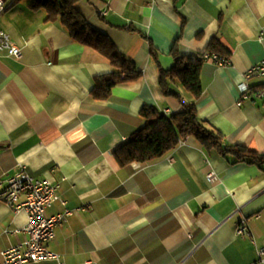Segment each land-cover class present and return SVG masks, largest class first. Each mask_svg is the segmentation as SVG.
I'll use <instances>...</instances> for the list:
<instances>
[{
    "label": "crops",
    "instance_id": "0c3cea01",
    "mask_svg": "<svg viewBox=\"0 0 264 264\" xmlns=\"http://www.w3.org/2000/svg\"><path fill=\"white\" fill-rule=\"evenodd\" d=\"M29 3L14 0L0 14V29L23 49L21 58L0 56V177L23 164L31 175L59 182L74 213L47 243L58 258L28 264L257 261L264 247V167L231 162L193 135L142 164L123 166L114 150L146 124L145 105L173 114L191 99L178 82H171L176 94L161 86L177 44L184 55L229 56V64L202 66L199 117L228 143L264 154V76L245 77L264 57V0H78L87 21L142 71L107 98L93 89L97 76L114 70L111 61ZM214 38L226 53L210 51ZM62 209L57 201L48 213ZM244 217L251 236L236 232ZM27 221L25 211L0 200V263L3 250L27 238L23 230L12 232Z\"/></svg>",
    "mask_w": 264,
    "mask_h": 264
},
{
    "label": "trees",
    "instance_id": "16d2710c",
    "mask_svg": "<svg viewBox=\"0 0 264 264\" xmlns=\"http://www.w3.org/2000/svg\"><path fill=\"white\" fill-rule=\"evenodd\" d=\"M77 2L78 0H30L29 6L33 10H47V20L60 19L73 38L94 47L111 61L114 70L97 76L93 89L96 97L107 98L115 85L139 79L142 71L117 49L107 35L87 21L77 9ZM209 49L226 53V48L218 38L211 40ZM152 53L158 59L154 48ZM172 54L175 65L168 70H161L163 91L165 94H176L171 89V82L175 81L191 99L184 103L182 111L173 114H165L155 106L145 105L141 109V116L146 124L114 150L117 161L123 166L133 162L142 164L153 161L176 148L186 137L193 135L207 151L216 150L231 162L247 161L264 167V154L243 145L228 143L222 133L199 117L197 100L204 92L201 70L204 62L208 60L207 53L184 55L175 44Z\"/></svg>",
    "mask_w": 264,
    "mask_h": 264
},
{
    "label": "built area",
    "instance_id": "2783aa9c",
    "mask_svg": "<svg viewBox=\"0 0 264 264\" xmlns=\"http://www.w3.org/2000/svg\"><path fill=\"white\" fill-rule=\"evenodd\" d=\"M153 3L154 0H149ZM14 0H0V14L6 11ZM259 39L264 41V31L259 35ZM9 55L21 58L23 49L13 42L11 35L0 29V56ZM208 60L219 65L230 63L229 56L221 55L218 52L206 54ZM264 76V57L261 61L253 65L246 73V79ZM243 98H250L249 85L244 82L241 85ZM240 105L242 101L238 102ZM163 113L168 114V110ZM209 180L217 178L215 171L207 174ZM0 200L8 204L13 212L25 211L28 221L23 229H14L13 233L25 231L28 236L25 240L8 247L2 251V262L0 264H28L45 259L58 258L47 243L56 235L58 225L67 220L74 213V209L60 195V183L48 178H37L29 173L26 166L18 165L16 172L6 178L0 177ZM61 202L63 209L55 214H49L48 210L55 202ZM238 235H252L248 218L240 220L236 227ZM254 242L256 243L255 239ZM259 258L252 264L264 263V247L258 250ZM64 264V263H60Z\"/></svg>",
    "mask_w": 264,
    "mask_h": 264
}]
</instances>
